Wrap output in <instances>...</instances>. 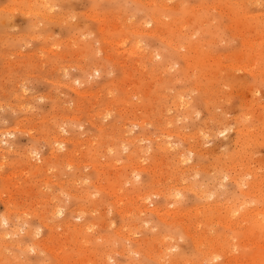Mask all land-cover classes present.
<instances>
[{
	"label": "rangeland",
	"instance_id": "374dc122",
	"mask_svg": "<svg viewBox=\"0 0 264 264\" xmlns=\"http://www.w3.org/2000/svg\"><path fill=\"white\" fill-rule=\"evenodd\" d=\"M261 50L264 0H0V264H264Z\"/></svg>",
	"mask_w": 264,
	"mask_h": 264
},
{
	"label": "bare ground",
	"instance_id": "6f19581e",
	"mask_svg": "<svg viewBox=\"0 0 264 264\" xmlns=\"http://www.w3.org/2000/svg\"><path fill=\"white\" fill-rule=\"evenodd\" d=\"M164 1H166V0H164ZM164 3H165V2H164ZM174 6H175V5H174ZM176 7H177V6H176ZM197 7H198V6H197ZM202 7H203V6H202ZM173 9H174V8H173ZM205 9H206V8H205ZM222 9H223V8H222ZM20 12H21V11H20ZM36 12H37V11H36ZM37 13H38V12H37ZM65 13H66V12H65ZM86 13H87V12H86ZM154 13H155V12H154ZM242 14H243V13H242ZM46 15H47V14H46ZM46 15H45V16H46ZM248 15H249V14H248ZM38 16H39V15H38ZM45 16H44V17H45ZM245 16H246V15H245ZM46 17H47V16H46ZM118 17H119V16H118ZM125 17H126V16H125ZM188 17H189V16H188ZM47 18H48V17H47ZM155 18H156L155 22H156V23H159V22H160V21H159L160 19L158 20L157 17H155ZM45 19H46V18H45ZM58 19H59V18H58ZM153 19H154V18H153ZM46 20H47V19H46ZM68 20H69V19H68ZM166 20H167V19H166ZM172 20H173V19H172ZM241 20H242V19H241ZM259 21H260V20H259ZM58 22H59V21H58ZM155 22H154V23H155ZM149 23H151V22H149ZM156 23H155V24H156ZM160 23H163V22H160ZM168 24H169V23H168ZM231 24H232V23H231ZM238 25L240 26L239 23H238ZM242 25H243V24H242ZM112 26H113V25H112ZM183 26H184V25H183ZM185 26H186V25H185ZM243 26H244V25H243ZM115 27H116V26H114V28H115ZM130 27H131V26H130ZM139 27H140V26H139ZM156 27H157V26H156ZM156 27H155V28H156ZM187 27H188V26H187ZM240 27H241V26H240ZM101 28H102V27H101ZM237 28H238V27H237ZM252 28H253V27H252ZM252 28H251V29H252ZM102 29H103V28H102ZM157 29H158V28H157ZM248 29H249V28H248ZM149 30H150V29H149ZM154 30H155V29H154ZM157 32H158V30H157ZM159 32H160V31H159ZM138 33H139V32H138ZM173 33H174V32H173ZM178 33H179V32H178ZM232 33H233V32H232ZM240 35H243V34H240ZM87 36H88V35H87ZM157 36H158V35H157ZM68 38H69V37H68ZM174 38H175V37H174ZM174 38H173V39H174ZM252 38H253V37H252ZM102 39H103V38H102ZM73 40H74V39H73ZM196 40H197V39H196ZM166 42H167V41H166ZM208 42H209V41H208ZM248 42H249V41H248ZM256 42H257V41H256ZM194 43H195V42H194ZM249 43H251V42H249ZM254 44H255V43H254ZM253 47H254V49H256L255 46H253ZM249 48H250V47H249ZM255 51H256V50H255ZM248 52H249V51H248ZM257 52H258V51H257ZM261 53H262V50H261V52H258L257 55L260 54V56H261ZM158 54H159V53H158ZM204 56H205V55H204ZM228 56H229V55H228ZM242 56H243V55H242ZM242 56H241V57H242ZM262 56H264V53H262ZM217 57H218V56H217ZM233 57H234V56H233ZM233 57H232V58H233ZM215 58H216V57H215ZM107 59H108V58H107ZM247 59H248V58H247ZM215 60H216V59H215ZM186 61H187V60H186ZM249 61H251V60L249 59ZM196 62H197V61H196ZM220 62H221V61H220ZM261 62H262V61H261ZM197 64H199V63H197ZM261 64H262V63H261ZM195 66H196V65H195ZM109 67H110V66H109ZM252 67H253V66H252ZM259 74H260V73H259ZM137 86H138V85H137ZM139 90H140V89H139ZM144 91H145V90H144ZM145 92H146V91H145ZM145 92H144V93H145ZM164 92H165V91H164ZM141 94H142V93H141ZM145 95H146V94H145ZM147 95H148V94H147ZM152 99H154V98H152ZM124 102H125V101H124ZM140 121H141V120H140ZM141 122H142V121H141ZM176 131H177V130H176ZM167 132H168V131H167ZM52 137H53V136H52ZM246 142H247V141H246ZM157 146H158V145H157ZM169 150H170V149H169ZM181 153H182V152H181ZM128 159H129V158H128ZM27 163H28V162H27ZM93 166H95V165H93ZM36 167H37V166H34V168H36ZM36 169H37V168H36ZM182 172H183V171H182ZM209 173H210V172H209ZM187 175H188V174H187ZM102 176H103V175H102ZM113 178H114V177H113ZM49 180H50V179H49ZM176 180H177V179H176ZM111 182H112V181H111ZM114 182H115V181H114ZM244 182H245V181H244ZM256 182H257V181H256ZM254 183H255V182H254ZM255 184H256V183H255ZM257 184H259V182H258ZM98 185H99V184H98ZM242 185H243V184H242ZM261 185H262V184H261ZM109 187H110V186H109ZM255 187H256V185H255ZM254 190H255V189H254ZM249 191H250V190H249ZM249 191H247V192H249ZM113 192H115V191H113ZM159 192H160V190H159ZM202 192H203V191H202ZM247 192H246V193H247ZM252 192H253V191H252ZM259 193H261V192H259ZM201 195H202V193H201ZM143 197H144V196H143ZM120 198H121V197H120ZM122 200H123V199H122ZM242 201H243V200H242ZM245 204H246V203H245ZM210 207H211V206H210ZM237 208H238V207H236V210H237ZM209 209H210V208H209ZM240 209H241V208H240ZM216 210H217V209H216ZM230 210H231V209H230ZM236 210H235V211H236ZM238 210H239V209H238ZM219 211H220V210H219ZM249 211H250V210H249ZM8 212H9V211H8ZM53 212H55V211H53ZM59 213H60V212H59ZM237 213H238V212H237ZM257 216H258V215H256V219H257ZM16 217H17V216H16ZM243 217H244V216H243ZM214 218H215V217H214ZM220 218H221V217H220ZM220 218H219V219H220ZM245 218H246V217H245ZM247 218H248V220L250 219L248 216H247ZM247 218H246V220H247ZM204 219H207V218H204ZM216 219H217L216 221H218V218H216ZM210 220H211V219H210ZM229 220H230V219H229ZM243 220H244V218H243ZM7 221H9V220H8L7 218H5L3 222L1 221V223L4 225V224L7 223ZM206 221H207V220H206ZM219 222H220V221H219ZM246 222H247V221H246ZM254 223H257V221H254V222H253V225H255ZM258 224H259V223H258ZM263 224H264V223H263ZM255 226H256V225H255ZM258 226H259V225H258ZM261 226H262L261 228H264L263 225H261ZM86 227H87V226H86ZM57 228H58V227H57ZM244 228H245V227H244ZM86 230H87V229H86ZM263 230H264V229H263ZM205 231H206V230H205ZM254 233H255V232H254ZM36 235H37V234H36ZM163 236H164V235H163ZM223 236H224V235H223ZM191 237H192V236H191ZM216 237H217V236H216ZM209 238H210V237H209ZM72 239H73V238H72ZM103 239H104V238H103ZM191 240H192V239H191ZM204 240H205V239H204ZM212 240H213V238H212ZM162 241H163V239H162ZM164 241H166V240H164ZM249 241H250V240H249ZM252 241H253V240H252ZM208 242H209V241H208ZM162 243H163V242H162ZM213 243H214V242H213ZM169 244H170V243H169ZM41 245H42V244H41ZM197 245H198V243H197ZM199 245H200V244H199ZM203 245H204V243H203ZM16 246H17V245H16ZM16 246H15V247H16ZM77 246H78V245H77ZM220 246H221V244H220ZM217 247H218V246L216 245V248H217ZM222 247H224V246H222ZM222 247H221V248H222ZM29 248H30V246H29ZM218 248H219V247H218ZM218 248H217V249H218ZM76 249H77V248H76ZM145 251H146V250H145ZM87 252H88V251H87ZM203 253H204V252H203ZM101 255H102V254H101ZM101 255H100V256H101ZM56 256L58 257V255H56ZM236 259H237V258H236ZM73 260H74V259H73ZM255 261H256V260H255ZM82 262H83V261H82ZM66 263H67V262H66Z\"/></svg>",
	"mask_w": 264,
	"mask_h": 264
}]
</instances>
